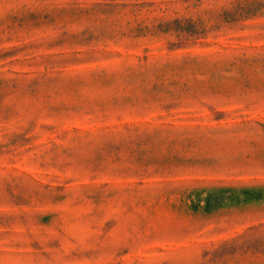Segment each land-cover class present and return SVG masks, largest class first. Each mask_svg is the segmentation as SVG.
Listing matches in <instances>:
<instances>
[{
	"label": "rangeland",
	"instance_id": "rangeland-1",
	"mask_svg": "<svg viewBox=\"0 0 264 264\" xmlns=\"http://www.w3.org/2000/svg\"><path fill=\"white\" fill-rule=\"evenodd\" d=\"M0 264H264V0H0Z\"/></svg>",
	"mask_w": 264,
	"mask_h": 264
}]
</instances>
